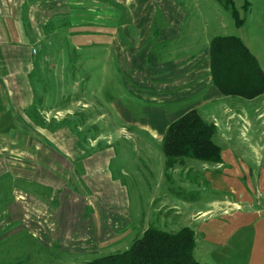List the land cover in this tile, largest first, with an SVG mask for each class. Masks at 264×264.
I'll return each mask as SVG.
<instances>
[{
  "label": "crops",
  "instance_id": "obj_1",
  "mask_svg": "<svg viewBox=\"0 0 264 264\" xmlns=\"http://www.w3.org/2000/svg\"><path fill=\"white\" fill-rule=\"evenodd\" d=\"M89 1L0 0V153L9 152L10 144L4 137L18 144L21 158L14 165L21 166L17 169L22 174L15 177L24 184L19 191L25 192L20 196L23 204L18 207L21 221L33 216L32 234L37 238L42 236L40 243L47 248L58 244L59 236L66 238L75 232H88V237L93 235V238H88L92 243L88 242L89 247L85 249L99 250L116 245L130 232L128 227L132 226V220L129 219L126 227L121 218L123 188L119 184L113 186L108 179L111 177L108 168L110 156L107 154L110 148L105 146L90 152L94 147L77 145L70 132L72 137L67 133V140L59 142L56 131L49 132L32 121L45 120L40 113L43 107H47V102L55 105L51 101L55 98L57 86L53 87L54 90L49 88L53 92L47 102L44 101L49 85L42 80L41 74L58 72L59 69H50L46 57L63 56L64 62H59L64 64L62 72L67 83H71L68 87L72 92V86L82 89L83 82L87 83L89 79L88 72L84 71L86 66L79 73L81 78L72 75L78 74L74 66L77 58L85 55L81 54L84 50L88 51L94 45L104 51L107 48L109 53L113 49L118 60H122V56L130 57V53L136 51L144 65V71L139 72L145 77L144 111L148 114L147 125L142 130L144 140L140 141L144 144L140 145L147 148L155 136L160 137L155 130L161 124L164 133L167 119L175 121L195 110L204 122L216 128L212 139L220 148L222 159L219 164H201L199 174L204 175L203 185L200 184L201 176L197 175L171 179L176 183L184 180L187 185L201 186L213 192V198L203 208L193 204L196 199L180 202L170 199L167 189H160L159 198L152 196L143 211L148 215H152V211L158 218H166L169 214L177 219L186 216L187 222H191L188 228L195 237L192 255L201 264H264V203L260 201L264 198L255 200L253 197L254 184L260 190V186H264V165L255 167L260 174L255 183L244 158H234L233 153L243 151V148L234 145L233 132H228L232 127V116L244 110L232 106H243L242 100H250L220 95L210 82V42H206V48L196 50L199 33H184V24L190 19L184 0H144L148 3L144 17L145 32L151 43L141 45L142 41L138 42L137 49H133L136 48L134 44L140 40L131 39L129 45L122 43L117 33L121 17L116 16L113 4L104 3L110 0H92L94 6ZM97 8L103 10L102 17L91 15ZM70 25L74 31L68 29ZM73 33L81 36V43L68 41L74 39ZM91 34L98 36L96 42L91 40ZM133 57L126 59V64L134 66ZM255 58L259 63L258 57ZM129 77L130 84L136 88L140 86L138 78ZM44 79H47L46 75ZM132 85L128 86L129 90L134 89ZM84 88L81 94L88 98V88ZM261 98L264 94L251 101ZM70 99H65L66 103ZM115 105L121 107L119 124L129 126L131 118L127 109L119 101ZM62 111L68 112V108ZM153 121L157 125L151 124ZM227 125L228 129L225 128ZM28 126L35 132H21ZM133 135L136 134L133 132ZM25 168L32 174L26 176ZM121 174L124 176L125 172ZM73 183L78 186L74 192L67 187ZM261 196H264V191H261ZM9 207L8 204L4 207L7 216L11 211ZM124 215L128 216L125 209ZM144 216L142 212L140 217ZM77 218L83 219L79 226L84 225V230L74 228ZM147 222L141 234L150 228V220ZM198 237L201 242L199 250L196 246Z\"/></svg>",
  "mask_w": 264,
  "mask_h": 264
},
{
  "label": "rangeland",
  "instance_id": "obj_2",
  "mask_svg": "<svg viewBox=\"0 0 264 264\" xmlns=\"http://www.w3.org/2000/svg\"><path fill=\"white\" fill-rule=\"evenodd\" d=\"M184 2L190 19L185 22L183 30H185L184 33H199L196 50L206 48V42L211 41L214 37H238L245 42L251 53L258 57L260 67L264 68V0H233L239 19L244 21L240 27H236L232 17L228 15L229 13L215 3L214 0H184ZM245 2L248 4L246 10L242 8ZM89 3L94 6L92 0ZM104 3L113 4L116 8V16L121 17L120 30L117 33H119L120 39L123 40L122 43L129 45L132 43L130 42L131 39L140 40L136 41L137 43L134 44L136 48L133 49H137L138 42L142 41L141 45L151 43L146 34L147 32H145L146 20L144 17H146L148 6L146 1L110 0ZM103 13V10L97 8L95 13L91 15L102 17ZM94 19H96V16ZM55 20L59 21L60 19ZM68 29L74 31L72 25ZM80 29L77 28V30ZM74 34V39L68 41L74 44L81 43V36ZM97 37V35L91 34L92 41L96 42ZM111 52L109 53L107 48L104 51L103 48L94 45L90 50H84L81 53L85 55L78 57L74 66L78 74L73 73L72 75L81 78L82 74L79 73L82 71V67L86 66L84 71L88 72L89 79L87 83L83 82L82 89L79 87L77 89L76 85L72 86V92L68 87L71 83H67L64 79V73L62 72L64 64L59 62L64 60L63 56L60 54L58 57H46L48 67L50 69L57 67L59 70L58 72L41 74L42 80L49 85L46 88L44 101L47 102L49 99L50 93L54 90L53 87L57 86V92L55 98H52L51 101L55 105L47 102V107H43L40 115L48 121L41 119L43 126L48 125L50 129L54 128V130H57L60 126H65L62 130L56 131L58 135V139H56L59 142L67 140L68 135L72 133L74 137L71 134L70 137L75 140L77 145L94 147L90 148V152L101 150L105 146L110 148V152H107V154L110 156L108 168L111 177L108 179L113 186L119 184L123 188V199L120 203L123 206V217L121 218L123 219V225L124 223L127 224L126 227H128L129 219L132 220V226L128 227L130 232L116 245L99 250L85 249L89 247L88 244L92 243L88 238H93V235L88 237V232H75L76 234H71L66 238L59 236L58 244L55 243L52 248L41 245L42 236L39 237L37 234V238L32 234L34 232L33 216L31 215L29 220L25 221H21L22 219L19 217L21 212L18 207L21 203L23 204L20 201V196H24L25 192L19 191L24 184L21 179L15 177L16 174L18 176L19 173L22 174L21 171L18 172L21 166L17 167L14 164H17L18 158L21 157H19L18 144L10 138L4 137L8 140L10 146L8 153H0V264H87L94 259L128 250L132 245L131 243L141 237V229L146 227L148 220H150V226L168 233H176L183 227L188 228L191 222H187L186 216L177 219V217L172 216L173 214H169L166 218H158L153 215L152 211H150L152 215H148L145 210L143 211V207L150 204L152 196L159 198V192L162 189L168 190L167 193L170 199L179 200L180 202L196 199L193 204L200 208H203L205 203L213 198L214 193L208 189H203L201 186L187 185L184 180L180 181L181 183L172 181L176 178H193L197 175L201 176L200 184L203 185L204 175L199 174V167L203 163L193 159H185L182 161L183 165H176L174 168L166 170L165 156L160 149L161 136L164 134L161 124L155 130V133L161 136H155L153 142L148 143L147 148L140 145L144 144L140 141L144 140L142 130L146 127L147 121L145 122V120L148 118V114L144 111L145 90L143 84L145 83V77L143 73L139 72L144 71V65H142L140 55L136 51L130 53V57L134 55V66L125 62L130 57L122 56V60H118L113 49ZM129 67L131 69L134 67V70L132 71ZM45 75L47 79H44ZM129 76L138 78L141 87L137 86L136 88L130 84ZM78 82L82 83L81 80H78ZM53 83H55L54 86ZM131 85L134 86V89L129 90L128 86ZM50 87L53 88L52 91ZM84 87L88 88V98L81 94L82 90L85 89ZM65 99H70V102L66 103ZM118 101L127 109L126 111L130 115L131 120L127 124L129 126L119 124L121 123V117L118 112L121 107L115 105V102ZM242 102L243 106H232L234 108L241 107L244 110H240L239 114L232 116V127L228 132H233L234 145L243 148V151L233 153L234 158H244L245 164L251 168L249 173L256 183L260 174L257 173L259 170L255 167L264 165V98L251 101V103L245 100H242ZM65 108H68V112L62 111ZM172 121L167 119L165 123L169 125ZM156 123L153 121L151 124L157 125ZM220 124H222L221 121ZM229 126L227 125L225 128L228 129ZM67 128L73 131L71 132ZM21 132L35 131L28 126ZM133 132L136 135H133ZM20 139L23 140L24 137L21 136ZM42 143L45 144V142ZM25 169L24 174L26 176L32 174V171L27 172L28 168ZM120 171L125 172L124 176ZM67 187L73 192L78 190L75 183ZM253 188L255 200L264 198V196H261L264 186H260V190L254 184ZM194 195H196L195 198ZM260 201L264 203V200ZM7 204L11 210L9 216H7L4 209ZM11 207H13V210ZM124 209L128 216L124 215ZM142 212L145 213L144 217H140ZM161 220L174 221V223L163 224ZM82 221L83 219L80 218L75 219L74 228L78 227L84 230V225L79 226ZM75 223L77 224L75 225ZM199 240L198 237L196 240L197 250L201 246ZM195 257L198 258L199 255L195 254Z\"/></svg>",
  "mask_w": 264,
  "mask_h": 264
},
{
  "label": "trees",
  "instance_id": "obj_3",
  "mask_svg": "<svg viewBox=\"0 0 264 264\" xmlns=\"http://www.w3.org/2000/svg\"><path fill=\"white\" fill-rule=\"evenodd\" d=\"M214 2L229 13L236 27L243 25L244 21L239 19L233 0ZM247 5L243 3L242 8L246 10ZM209 42L210 82L220 95L251 101L264 94V71L240 38L218 36ZM32 123L52 130L50 132L65 128L50 129L48 125L41 124V119H33ZM215 132L214 125L204 122L195 110L172 121L161 136L160 143L166 170L183 165L185 159L207 164L222 163L221 150L212 139ZM194 240V232L187 227L176 233H168L150 226L131 243L128 250L94 259L87 264H201L192 255Z\"/></svg>",
  "mask_w": 264,
  "mask_h": 264
}]
</instances>
